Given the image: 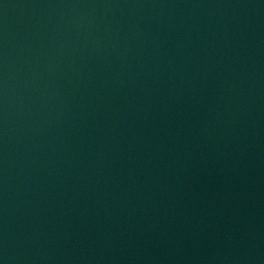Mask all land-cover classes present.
Here are the masks:
<instances>
[{
    "label": "water",
    "instance_id": "obj_1",
    "mask_svg": "<svg viewBox=\"0 0 264 264\" xmlns=\"http://www.w3.org/2000/svg\"><path fill=\"white\" fill-rule=\"evenodd\" d=\"M79 0H0V92Z\"/></svg>",
    "mask_w": 264,
    "mask_h": 264
}]
</instances>
